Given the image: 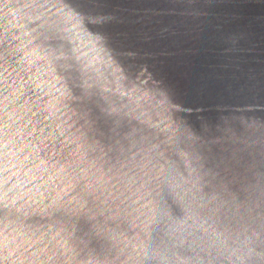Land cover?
<instances>
[{
    "label": "water",
    "instance_id": "95a60500",
    "mask_svg": "<svg viewBox=\"0 0 264 264\" xmlns=\"http://www.w3.org/2000/svg\"><path fill=\"white\" fill-rule=\"evenodd\" d=\"M0 264H264V0H0Z\"/></svg>",
    "mask_w": 264,
    "mask_h": 264
}]
</instances>
